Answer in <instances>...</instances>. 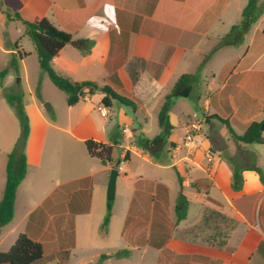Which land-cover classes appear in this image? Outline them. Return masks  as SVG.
I'll list each match as a JSON object with an SVG mask.
<instances>
[{
	"label": "crops",
	"instance_id": "obj_1",
	"mask_svg": "<svg viewBox=\"0 0 264 264\" xmlns=\"http://www.w3.org/2000/svg\"><path fill=\"white\" fill-rule=\"evenodd\" d=\"M232 1L0 0V71L15 61V70L0 79V199L7 155L20 134L5 89L21 95L28 120L26 173L7 223L17 219L18 235L39 241V236L55 238L70 229L74 237L77 217L91 212L95 180L106 192L109 172L116 168L109 225L114 215L120 216L128 249L153 248V264L158 256L169 264H264V148L237 142L222 121L236 135L253 122L264 124V49L255 52L264 45L263 27L255 26L264 15V0L259 5L253 0L247 9L252 21L238 45L215 48L240 24L250 0L237 7ZM19 4L27 5L25 13ZM4 11L32 22L47 18L59 30L79 24L70 31L76 45H64L52 58V68L73 81L92 80L127 97L133 102L131 117L116 101L102 105L101 93L68 106L65 94L40 70L36 52L31 56L18 40L7 39V28L20 23L24 34L25 28ZM220 27L227 31L217 33ZM184 75L179 91L188 95L167 97ZM189 98L201 116L183 107ZM165 102L172 129L157 151L172 152L163 163L154 161L153 151L138 147L136 139L160 132L158 113ZM153 122L159 130L150 136ZM13 123L18 125L15 136ZM191 126L195 147L186 149L182 140ZM176 130L182 131L178 141L173 139ZM260 132L264 137V127ZM87 140L113 146L114 163L102 165L88 156ZM126 153L129 159L121 162ZM169 171L173 178L167 177ZM234 172L237 189L232 187ZM179 194L188 204L185 217L176 222ZM161 238L166 240L158 248Z\"/></svg>",
	"mask_w": 264,
	"mask_h": 264
},
{
	"label": "trees",
	"instance_id": "obj_2",
	"mask_svg": "<svg viewBox=\"0 0 264 264\" xmlns=\"http://www.w3.org/2000/svg\"><path fill=\"white\" fill-rule=\"evenodd\" d=\"M252 3L253 0H250L247 6L243 9V19L240 24L232 26L227 34L219 38L215 48L235 46L240 43L242 37L248 31L252 21L247 16V9L251 7ZM4 14L8 19L18 20L24 25L25 34L30 39L36 52L40 70L46 73L50 82L65 94L66 104L68 106H73L81 101L85 96L93 95L95 93L102 94L101 103L105 107H110L113 101L125 106H133V102L130 99L117 94L107 85H99L97 82L92 80L73 81L70 77L59 74L52 68V58L58 54L64 45L70 43L72 39L70 31L75 30L79 24H76L72 29L65 31L55 28L47 18H41L36 22H32L23 19L18 13L9 14L4 11ZM46 32L49 33L46 34ZM262 33L264 34V26L262 28ZM78 42L86 44L88 48L92 45V42L89 40H80ZM82 52L85 53L86 51L82 49ZM9 69L15 70V61H10L8 66L0 71V79L8 73ZM184 77L185 75L181 76L177 80L167 97H186L188 95L187 93L179 91L181 80ZM3 96L17 118L20 127V134L11 151L7 155L5 183L2 197L0 199V230L2 226L7 224L12 219L16 189L26 173L24 144L28 133V120L23 110L21 95L13 88H7L4 90ZM167 106L168 105L165 102L158 113V125L160 127V132L153 138H146L142 136L136 139L138 147L148 151L149 153L152 149H162L167 144V138L172 129V126L168 122ZM222 121L225 123L230 134L237 142L242 144L256 143L264 145V137L261 136L260 132L262 123L253 122L248 126L243 134L236 135L230 128L227 121ZM84 144L88 156L99 160L102 165L114 163L111 157L113 146L94 142L92 140H87ZM169 145L170 147L174 146L173 143H169ZM128 159L129 156L126 153L123 160L127 161ZM166 162V160L163 161V163ZM237 176L238 173L234 172L232 180V187L234 189L238 188L235 181ZM177 180L179 183L181 182V178L179 176H177ZM157 188L164 189V186L158 184ZM187 204L188 202L186 198L182 194H179L174 207L176 222H179L185 217ZM110 210L111 201H107L106 213L98 229V233L101 237H105L107 234L111 216ZM165 240L166 238H161L160 241L156 243V247H162ZM126 255V250H118L113 254V256L117 258L124 257ZM106 257L107 256L105 254H101L99 256L100 259ZM44 258V244L33 240L24 233L19 234L13 244L6 251H0V264H34L42 261Z\"/></svg>",
	"mask_w": 264,
	"mask_h": 264
},
{
	"label": "rangeland",
	"instance_id": "obj_3",
	"mask_svg": "<svg viewBox=\"0 0 264 264\" xmlns=\"http://www.w3.org/2000/svg\"><path fill=\"white\" fill-rule=\"evenodd\" d=\"M246 1L247 0H233L232 4L235 7H237L238 4L244 6ZM257 3L258 5L261 4L260 0H257ZM18 7L25 13L26 4H19ZM237 19L236 22L239 21V18ZM256 25L261 28L264 26V15L261 20L259 18V20L255 21V26ZM220 28L219 31H217L219 34L227 31L225 30L226 28ZM7 30V39L18 40V43L27 54L31 52V56H35L34 47L30 39L23 33V26L20 23H18L17 27L12 26L7 28ZM242 48L244 49V47L237 48L238 52H241L243 50ZM255 49V52L258 53L264 49V45ZM227 50L223 51L225 52L223 54L224 56H228ZM232 50H234V48ZM30 61L32 64V59ZM114 104L116 105L115 101ZM183 107L185 109L188 108L191 113L194 112L201 116V111L194 108L191 98L183 101ZM124 109L126 110L127 117H131L133 112L132 108L130 106H125ZM150 114H153V111H150ZM115 118L116 115H113L112 119L115 120ZM148 126V128H150L148 135L150 136L159 130L156 122L150 123ZM2 128H4V126H0V129ZM12 129L15 136L18 133V125L13 123ZM181 135L182 131L176 130L173 139L178 141ZM259 147L264 148V145H259ZM167 149L168 150H162V152H158L157 149H152L153 153H155V156H153L154 161H164L170 158L172 150H169V148ZM131 166L134 167L135 165L132 163ZM169 173L170 174H166L167 177L169 175L170 178H173V173L170 171ZM117 191H119V189H117ZM93 195L94 200L90 214L87 216H78L75 220L74 237L70 229L69 231H67V229L60 231L59 235L55 238L49 236V234L39 236V241L44 244L45 258L34 264H153L155 256V250L153 248L147 246L144 251L142 249L141 251H132L128 249L126 241L120 235L122 219L120 216H117V214L114 215L111 220L107 236L101 237L99 235L98 229L106 213L105 203L107 202L106 192L103 189V185L100 184V181L98 182L95 180ZM20 229L21 224H19L16 218L13 219L11 224L2 226L0 230V251H6L13 244ZM118 250H126L127 255L119 258L113 256ZM101 254H105L107 257L100 259L99 256ZM164 258L165 257L158 256V264H169Z\"/></svg>",
	"mask_w": 264,
	"mask_h": 264
},
{
	"label": "water",
	"instance_id": "obj_4",
	"mask_svg": "<svg viewBox=\"0 0 264 264\" xmlns=\"http://www.w3.org/2000/svg\"><path fill=\"white\" fill-rule=\"evenodd\" d=\"M49 32H46L48 34ZM70 44L75 46V41H70ZM45 108H47L46 105H44ZM264 127V124L261 125V129ZM119 164V161L116 162V166ZM117 176V170L116 168H112L109 172V178L106 186V199L108 201H112L114 198V190H115V180Z\"/></svg>",
	"mask_w": 264,
	"mask_h": 264
},
{
	"label": "built area",
	"instance_id": "obj_5",
	"mask_svg": "<svg viewBox=\"0 0 264 264\" xmlns=\"http://www.w3.org/2000/svg\"><path fill=\"white\" fill-rule=\"evenodd\" d=\"M98 109L100 110V113L102 116L107 115V111L103 107H98ZM194 129H195V127L191 126V128L188 130V132L185 134V136L182 140V145L186 149H192L193 147H195L196 134L194 132L195 131ZM123 161L124 160H122L121 162H123Z\"/></svg>",
	"mask_w": 264,
	"mask_h": 264
}]
</instances>
